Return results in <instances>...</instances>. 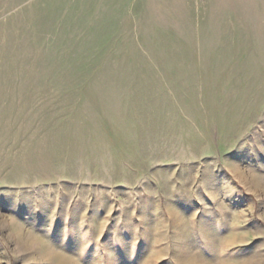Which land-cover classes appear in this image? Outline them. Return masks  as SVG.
I'll return each instance as SVG.
<instances>
[{"label":"rangeland","instance_id":"obj_1","mask_svg":"<svg viewBox=\"0 0 264 264\" xmlns=\"http://www.w3.org/2000/svg\"><path fill=\"white\" fill-rule=\"evenodd\" d=\"M0 264H264V0H0Z\"/></svg>","mask_w":264,"mask_h":264}]
</instances>
